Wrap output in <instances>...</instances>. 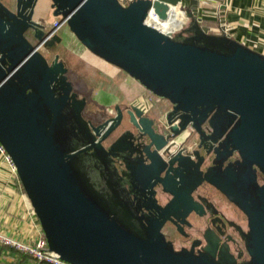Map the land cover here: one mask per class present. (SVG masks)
<instances>
[{"label": "water", "instance_id": "1", "mask_svg": "<svg viewBox=\"0 0 264 264\" xmlns=\"http://www.w3.org/2000/svg\"><path fill=\"white\" fill-rule=\"evenodd\" d=\"M24 3L18 0L13 13L0 2V144L48 249L72 264H264V55L210 32L198 0H51L53 16L65 19L81 45L181 111L180 130L190 123L201 144L225 134L213 166L187 180L172 176L181 166L174 156L164 162L148 154L143 164L142 156L120 155L119 171L115 149L126 132L107 146L103 141L123 116L140 121L141 110L116 102L100 123L86 119V99L73 90L59 55L49 63L24 36L39 26L31 19L36 0L29 9ZM173 7L185 10L186 27L164 32L147 23L150 10L167 20ZM207 118L212 131L205 135ZM233 152L238 159L222 168ZM202 181L245 215L247 231L239 235L246 259L213 232L204 234L199 251L195 243L176 248L163 233L167 220L180 229L176 219L199 207L191 192ZM156 184L171 195L164 205Z\"/></svg>", "mask_w": 264, "mask_h": 264}, {"label": "flooded vegetation", "instance_id": "2", "mask_svg": "<svg viewBox=\"0 0 264 264\" xmlns=\"http://www.w3.org/2000/svg\"><path fill=\"white\" fill-rule=\"evenodd\" d=\"M0 2L10 11L16 13L18 0H0ZM24 2L27 9H29L27 5L31 0H24ZM38 2L39 0H36L33 6L31 19L39 23V26H29L24 31V36L32 45H39V47L45 48L48 52H53L52 57L54 58V55L57 54L54 51L60 45L62 39L56 41L51 38L54 29L51 27V21L44 17L45 15H42L38 19L35 18V14L38 11ZM25 12L23 11V14L19 16L20 19L27 15L24 14ZM53 58L51 60L46 58V60L51 63ZM144 91L142 94L129 97L124 102L116 99L112 104L113 106L114 103L119 102L123 110L124 106L133 103L141 110L140 121L133 123L123 116L118 127L103 141V144L107 146L113 143L121 133L126 132L123 142L115 149L118 156L114 157V161L118 170L124 169V163L119 158L120 155L124 154L129 155L130 159L134 157L139 159L142 156L140 159L143 164L148 163V160L145 159L148 154L150 158L154 160L159 158L164 162L174 156L181 163V166H178L177 169L173 168L170 170L176 180H187L186 175L192 173L194 170L204 172L213 166V159L215 157L214 148L222 141L225 134L215 137L216 139L214 141L210 138H205L204 143L201 144L199 134L190 123L184 129L180 130L179 122L181 111L174 109L167 100L149 95L148 91ZM112 115L113 113L110 111L108 117ZM108 117L103 118L99 122L90 120L93 124H98ZM137 119L138 117H136ZM201 127L205 135L211 134L212 130L209 126L208 118L202 123ZM237 159L238 154L233 152L224 161L222 168L228 162H234ZM129 163H132V161ZM139 163L140 161H136L133 165H138ZM259 179L262 181L260 176ZM155 188L158 202L164 205L170 199L171 195L162 193L158 184H156ZM191 194L199 202V207L191 209L185 216L176 219L180 225V229L170 220H167L162 227L163 233L173 245L176 248H190L195 243L194 250L199 251L206 244L204 234L212 237L210 234L213 232L220 237V244L227 243L229 245L230 251L233 254L236 255L239 251H244L243 239L239 235L240 229L247 231V221L245 225H241L239 222L242 215L246 220L243 212L230 202L218 189L206 181L198 184L192 190ZM166 227L169 228V233L165 231ZM177 241L180 243L179 246H177ZM247 257V253L244 251L240 260H244Z\"/></svg>", "mask_w": 264, "mask_h": 264}, {"label": "crops", "instance_id": "3", "mask_svg": "<svg viewBox=\"0 0 264 264\" xmlns=\"http://www.w3.org/2000/svg\"><path fill=\"white\" fill-rule=\"evenodd\" d=\"M183 4L188 5L189 0H183ZM197 8L198 16L202 19L201 23L207 25L210 32L225 33L264 55V0H198ZM184 21L183 13L171 25L174 24L175 30H178ZM63 33L69 35L67 29H63ZM80 53L87 56L81 45ZM88 58L91 57L88 55ZM97 63L101 68H109L99 61ZM112 72L117 73L113 69ZM119 90L127 100L145 92V89L127 74L122 77ZM0 231L21 241H30L42 233L18 177L7 166L1 154ZM0 264L46 263L39 262L27 253L0 244Z\"/></svg>", "mask_w": 264, "mask_h": 264}, {"label": "rangeland", "instance_id": "4", "mask_svg": "<svg viewBox=\"0 0 264 264\" xmlns=\"http://www.w3.org/2000/svg\"><path fill=\"white\" fill-rule=\"evenodd\" d=\"M37 8L38 11L35 14L36 19L40 18L42 15H45L44 17L51 22L56 19V17L52 15L51 0H39ZM44 12L46 13L43 14ZM180 14H183V12L180 11ZM185 18V23L182 27H186L189 23L187 16ZM63 29H67L68 36L63 33ZM58 34L62 37V42L54 52L57 53L64 62L66 76L71 82L73 90L79 97H84L86 99L83 116L86 119H91L93 122H99L110 115L113 101L116 99H120L122 102L127 101V98L120 94L119 90L121 79L126 73L124 74L122 70L105 62L81 45L74 34L69 30L67 24L61 26ZM80 45L82 49H85L87 56L86 54L84 56L80 53ZM38 50L48 60L53 58V52L50 53L43 47H39ZM88 55L91 58H88ZM97 61L107 65L109 68H101ZM112 69L116 70L117 73L113 74ZM239 222L241 225L246 224L243 215L241 219H239ZM165 231L169 233V228L166 227ZM176 243L177 246H179L180 243H178V241Z\"/></svg>", "mask_w": 264, "mask_h": 264}, {"label": "built area", "instance_id": "5", "mask_svg": "<svg viewBox=\"0 0 264 264\" xmlns=\"http://www.w3.org/2000/svg\"><path fill=\"white\" fill-rule=\"evenodd\" d=\"M180 10L183 13H185L184 9H180ZM149 16H157V15L153 13L152 10H150L146 18V21L148 20ZM63 24H66L65 19H62L61 16H57L56 19L51 23V27L54 29L53 32L58 34V31ZM0 154L3 157L4 161L7 163V166L10 168V170L17 176L15 165L1 144H0ZM31 210L33 212L32 207ZM0 244L3 246L11 247L17 251L27 253L32 258L46 264H72L66 260L57 257L53 251L48 249L46 239L42 233L37 235L34 239L30 241H21L0 231Z\"/></svg>", "mask_w": 264, "mask_h": 264}, {"label": "bare ground", "instance_id": "6", "mask_svg": "<svg viewBox=\"0 0 264 264\" xmlns=\"http://www.w3.org/2000/svg\"><path fill=\"white\" fill-rule=\"evenodd\" d=\"M179 10L180 9L173 7L169 13V17L167 20H161L157 16H149L147 23L157 27L158 29H160L164 32L174 31L175 30L174 24L173 25H171V24L178 20L179 15H180Z\"/></svg>", "mask_w": 264, "mask_h": 264}, {"label": "trees", "instance_id": "7", "mask_svg": "<svg viewBox=\"0 0 264 264\" xmlns=\"http://www.w3.org/2000/svg\"><path fill=\"white\" fill-rule=\"evenodd\" d=\"M149 93V95H153V96H155L154 94H152V93H150V92H148ZM21 185V184H20ZM23 189V188H22Z\"/></svg>", "mask_w": 264, "mask_h": 264}]
</instances>
